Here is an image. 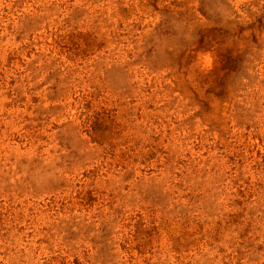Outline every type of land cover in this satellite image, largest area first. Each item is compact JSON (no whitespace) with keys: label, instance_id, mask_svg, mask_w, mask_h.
Masks as SVG:
<instances>
[{"label":"rangeland","instance_id":"374dc122","mask_svg":"<svg viewBox=\"0 0 264 264\" xmlns=\"http://www.w3.org/2000/svg\"><path fill=\"white\" fill-rule=\"evenodd\" d=\"M0 264H264V0H0Z\"/></svg>","mask_w":264,"mask_h":264}]
</instances>
